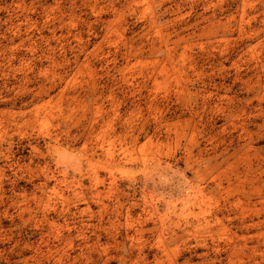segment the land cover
I'll list each match as a JSON object with an SVG mask.
<instances>
[{"label":"rangeland","instance_id":"rangeland-1","mask_svg":"<svg viewBox=\"0 0 264 264\" xmlns=\"http://www.w3.org/2000/svg\"><path fill=\"white\" fill-rule=\"evenodd\" d=\"M0 264H264V0H0Z\"/></svg>","mask_w":264,"mask_h":264}]
</instances>
